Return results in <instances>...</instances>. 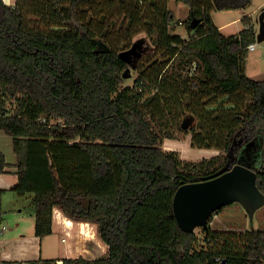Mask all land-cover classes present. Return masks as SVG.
Segmentation results:
<instances>
[{
    "label": "trees",
    "instance_id": "16d2710c",
    "mask_svg": "<svg viewBox=\"0 0 264 264\" xmlns=\"http://www.w3.org/2000/svg\"><path fill=\"white\" fill-rule=\"evenodd\" d=\"M178 1L190 6L182 21L189 39L173 34L168 0H0V129L16 155L12 190L33 194L36 235L53 232L57 207L95 223L109 246L103 256L64 264H264V205L253 218L238 202L221 206L202 227L204 239L183 230L174 214L180 185L238 159L251 163L264 192V79L249 77L245 65L258 33L248 23L227 35L212 17L216 8L251 0ZM141 31L139 45L156 44L147 56L132 50ZM131 66L139 76L120 87ZM186 114L196 117L187 130ZM169 123L191 136L192 147L220 153L183 159L163 146L174 137ZM7 166L0 150V174ZM4 193L0 188V223ZM231 208L226 224L214 223Z\"/></svg>",
    "mask_w": 264,
    "mask_h": 264
},
{
    "label": "crops",
    "instance_id": "0c3cea01",
    "mask_svg": "<svg viewBox=\"0 0 264 264\" xmlns=\"http://www.w3.org/2000/svg\"><path fill=\"white\" fill-rule=\"evenodd\" d=\"M4 1L11 5L17 3V0ZM239 19L215 24L223 30ZM5 137L4 148L0 146V150L5 153L9 166L7 172L0 174V188L5 189L2 199L4 220L0 223L5 230L0 236V264H19L31 260L59 261L78 256L97 258L107 252L105 245L108 244L100 237L95 223L73 220L57 207L53 210V232L44 237L35 234V213L34 210H28L29 203H33V194L20 195L12 190L18 181L16 155L12 137Z\"/></svg>",
    "mask_w": 264,
    "mask_h": 264
},
{
    "label": "water",
    "instance_id": "95a60500",
    "mask_svg": "<svg viewBox=\"0 0 264 264\" xmlns=\"http://www.w3.org/2000/svg\"><path fill=\"white\" fill-rule=\"evenodd\" d=\"M198 22L193 18V27ZM257 40H264V12ZM130 75L131 68L128 67L124 77ZM195 119L194 114H186L182 119V128L189 129ZM243 157L247 158L246 154ZM234 202L240 203L251 218L264 205V192L257 185V172L250 162L241 159L213 177L180 185L173 197V209L180 227L185 231H194L197 227H208L213 212Z\"/></svg>",
    "mask_w": 264,
    "mask_h": 264
},
{
    "label": "rangeland",
    "instance_id": "374dc122",
    "mask_svg": "<svg viewBox=\"0 0 264 264\" xmlns=\"http://www.w3.org/2000/svg\"><path fill=\"white\" fill-rule=\"evenodd\" d=\"M168 7L172 10L173 16H174V23H173V34H180L183 38L189 39V32L186 27V25L182 22L185 19L189 17L190 14V6L186 2L178 1V0H168ZM264 12V0H251L249 4L236 8V9H220L216 8L212 11V17L214 22L217 25L224 24L226 22H230L234 20L235 18L240 17V19L237 22H232L229 25H227L226 28L223 29V32L227 35L236 34L238 30H241L243 28H246L247 24H252L257 33L260 31L261 27V14ZM249 17L247 18L248 21L242 20L243 17ZM34 19H38L35 17ZM250 19V20H249ZM146 32H138L136 35L132 37V41L138 39V38H144L146 37ZM148 41V40H147ZM152 46L150 47L149 44L139 45L137 49H135L136 53L141 52L142 50H145V52L141 53L142 56H147L149 52L155 51L156 44L152 41ZM256 50H249L248 55L246 57L245 65H246V73L249 77L253 79H264V40L262 41H256ZM127 50V49H126ZM132 74L127 77L124 83L120 85V87H124L125 85H133L139 74L134 70V67H132ZM152 124L156 131L163 133V127L160 125V123L152 119ZM167 131L171 133V135H174L173 138H166L164 142V147L166 149H175L178 150L181 157L183 159H188L192 161H200L203 158H209L214 155H217L220 153L219 150L216 149H204V148H196L192 147L191 145V136L187 135L184 136L181 132H179L171 123L167 125ZM0 146L1 148H4L3 146V139L9 137L11 139V136L5 133L4 130L0 129ZM177 137V138H176ZM253 147H255L254 144L250 143L249 149L252 150ZM206 151V152H204ZM250 153V152H249ZM29 196V195H26ZM23 201H25V198H22ZM9 200H7L8 203ZM233 208V207H232ZM232 208L226 209L222 211L221 213L218 212L214 216V223L219 224H226L224 223L225 215H232L234 214V210ZM244 208V207H243ZM28 210H34L33 203H29ZM238 211H240L238 209ZM245 214H246V210ZM255 226H258L257 219H255ZM250 229V227H247ZM196 233L199 235L201 239H204L205 234L203 233L202 227L195 228ZM106 251L105 253H102L99 256H103L107 253H109V247L108 245H105Z\"/></svg>",
    "mask_w": 264,
    "mask_h": 264
},
{
    "label": "built area",
    "instance_id": "2783aa9c",
    "mask_svg": "<svg viewBox=\"0 0 264 264\" xmlns=\"http://www.w3.org/2000/svg\"><path fill=\"white\" fill-rule=\"evenodd\" d=\"M248 26V25H247ZM246 26V27H247ZM256 42H254V43H250L249 45H248V49L249 50H256ZM195 67H196V65H194L193 66V69H195ZM4 230H5V227L3 226V225H0V236L4 233ZM216 260H218V261H220L221 260V256H217L216 257ZM58 264H64V262H63V260H59L58 262H57Z\"/></svg>",
    "mask_w": 264,
    "mask_h": 264
},
{
    "label": "flooded vegetation",
    "instance_id": "af4514ba",
    "mask_svg": "<svg viewBox=\"0 0 264 264\" xmlns=\"http://www.w3.org/2000/svg\"><path fill=\"white\" fill-rule=\"evenodd\" d=\"M144 39L145 38H143V39H139L138 41H137V43H134V45L132 46V50H133V52H135V49H137L138 47H139V44H140V42L141 43H143L144 42ZM136 53V52H135ZM140 54L142 53V52H139ZM139 53H136V54H139ZM240 161V159H238V161L237 162H239Z\"/></svg>",
    "mask_w": 264,
    "mask_h": 264
},
{
    "label": "bare ground",
    "instance_id": "6f19581e",
    "mask_svg": "<svg viewBox=\"0 0 264 264\" xmlns=\"http://www.w3.org/2000/svg\"><path fill=\"white\" fill-rule=\"evenodd\" d=\"M204 152H206V151H204Z\"/></svg>",
    "mask_w": 264,
    "mask_h": 264
}]
</instances>
